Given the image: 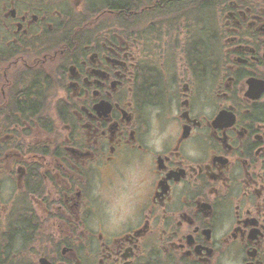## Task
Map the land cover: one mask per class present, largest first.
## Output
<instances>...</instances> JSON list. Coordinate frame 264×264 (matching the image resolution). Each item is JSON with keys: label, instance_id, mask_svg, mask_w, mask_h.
<instances>
[{"label": "flooded vegetation", "instance_id": "obj_1", "mask_svg": "<svg viewBox=\"0 0 264 264\" xmlns=\"http://www.w3.org/2000/svg\"><path fill=\"white\" fill-rule=\"evenodd\" d=\"M2 174L0 264H264V0H0Z\"/></svg>", "mask_w": 264, "mask_h": 264}, {"label": "clouds", "instance_id": "obj_2", "mask_svg": "<svg viewBox=\"0 0 264 264\" xmlns=\"http://www.w3.org/2000/svg\"><path fill=\"white\" fill-rule=\"evenodd\" d=\"M136 212L135 206L129 204L128 206L124 207L123 209L117 211L113 210H106L107 220L106 226L110 231L119 230L123 225L128 223L131 219L134 218ZM226 264H238V261L229 258L226 261Z\"/></svg>", "mask_w": 264, "mask_h": 264}, {"label": "rangeland", "instance_id": "obj_3", "mask_svg": "<svg viewBox=\"0 0 264 264\" xmlns=\"http://www.w3.org/2000/svg\"><path fill=\"white\" fill-rule=\"evenodd\" d=\"M51 90V89H50ZM54 95L53 92H50L49 93V96L48 97V105H47V110H46V113H45V116L48 115V120H50V122H52V117H51V114H52V105L51 103L49 102L50 98ZM50 97V98H49ZM0 177H6L5 175H1ZM7 197V194H4V190H3V194L0 195V198H6ZM8 208L6 207L5 208V211H3L1 214H5L8 212L7 210ZM2 220H0V228H3V224H4V221H3V217L1 218Z\"/></svg>", "mask_w": 264, "mask_h": 264}]
</instances>
